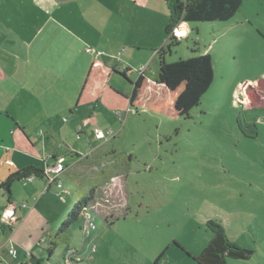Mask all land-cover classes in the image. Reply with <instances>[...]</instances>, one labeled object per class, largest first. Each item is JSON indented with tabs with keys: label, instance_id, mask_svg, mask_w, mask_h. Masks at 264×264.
I'll list each match as a JSON object with an SVG mask.
<instances>
[{
	"label": "rangeland",
	"instance_id": "obj_1",
	"mask_svg": "<svg viewBox=\"0 0 264 264\" xmlns=\"http://www.w3.org/2000/svg\"><path fill=\"white\" fill-rule=\"evenodd\" d=\"M167 20L164 0H0V68L28 84L12 92L0 84V180L23 161L5 150L15 124L8 111L36 143L29 155L68 188L57 179L45 191L46 177L12 183L20 218L12 231L0 226V264H54L67 245L81 264H196L209 221L255 251L227 264H264V0H244L227 21L189 22L165 54L211 58L213 81L188 117L129 108L131 84L111 70L128 65L133 80L142 63L154 78ZM94 128L110 133L98 139ZM92 188L95 229L83 236L76 223L55 238ZM7 198L0 188V208Z\"/></svg>",
	"mask_w": 264,
	"mask_h": 264
},
{
	"label": "trees",
	"instance_id": "obj_2",
	"mask_svg": "<svg viewBox=\"0 0 264 264\" xmlns=\"http://www.w3.org/2000/svg\"><path fill=\"white\" fill-rule=\"evenodd\" d=\"M243 1L164 0L168 7V20L164 30L167 41L155 50V55L152 58L153 60L158 59V67L154 78L146 75L143 70L145 65L142 63L139 64L138 72H136V77L133 80L128 78V73L132 72L130 66L124 64L120 68L117 67V64L111 66L113 72L120 73L131 84L130 90L125 96L129 108L136 111L144 109L156 114L165 112L173 117H188L190 110L199 105L202 95L210 87L214 70L208 53L167 62L165 54L170 53L171 48L179 43V38L173 35L172 30L182 22L227 21L240 9ZM140 65H144V67L142 68ZM148 69L149 67H147ZM149 70L154 73L152 69ZM86 80H84L81 90ZM112 89L116 93L122 94L121 90L114 87ZM253 108L244 109L243 107L244 110H253ZM31 175L49 178L43 168L28 165L10 173L0 182V188L8 195L6 204L2 207L5 211L12 210L10 211L12 213L16 211V205L10 200L12 183L15 180H26ZM50 184H48V187ZM92 195L93 188L71 207L69 213L65 214V220L59 225L55 238H62L65 233L70 232V227L76 223H78L79 230H82L83 212L92 199ZM13 226L14 223L3 225L2 232L4 233L5 230L11 231ZM208 226L212 231V236L201 253L193 257L196 264H227L228 258L248 260L254 255L255 251L250 246H238L232 243L218 224L209 221ZM54 249L55 242L51 240L50 246L46 248L48 257H51ZM70 250L77 251L76 247L72 248V245H67L61 259L54 262V264H81L82 258L77 257V254L68 253ZM30 263L40 264V260L31 259ZM155 264H157L156 261Z\"/></svg>",
	"mask_w": 264,
	"mask_h": 264
},
{
	"label": "crops",
	"instance_id": "obj_3",
	"mask_svg": "<svg viewBox=\"0 0 264 264\" xmlns=\"http://www.w3.org/2000/svg\"><path fill=\"white\" fill-rule=\"evenodd\" d=\"M185 27L186 28H189V25H188V23H185ZM12 63H10V65H11ZM14 71H12V73H13ZM12 73H10V74H6V72L5 71H3L1 68H0V84H3L4 86H2V89L4 90V91H11L12 92V90H9L10 88V86L9 85H12L13 87L15 86V89H16V86H19V87H21L22 88V86H23V88H27V86H28V84H23L22 86H20L17 82H15V81H11V80H9L8 78H10V76L9 75H11ZM29 72L28 73H25V77H29ZM53 77V80H54V82H55V84H56V82H57V85L58 86H60V75H58V74H56V77H55V75L54 76H52ZM6 80H8V81H10L11 83H7V81ZM9 88V89H8ZM14 89V88H13ZM96 101H98V100H96ZM68 106V108H70V105L68 104L67 105ZM6 112V120H9V122H12V123H15L14 124V126L15 125H18L19 126V128H20V130L22 131V133L24 134V136L29 140V142L31 143V147L28 145V143L26 142V140H25V138H24V136L19 132V130H14V126H13V129L11 130L12 132H10L11 133V138H12V142H13V144H11V145H9L10 147H6L5 148V150H7V151H9V153H11L12 151H13V154L15 155V157H22L23 158V161H21V162H19L16 166H14L15 168H16V170L15 171H17V170H19V169H21V168H23L24 166H28V165H33V166H37V167H39V168H42L38 163H39V160L37 159V158H32V155L30 156L29 155V153H31V154H33V153H35L36 151H34V150H32V151H30V149H34V147H35V145H36V143H33L29 138H28V135L25 133V130H24V127H22V126H20L19 124H17L18 123V121L16 120V118H14V116H7V114H8V111H5ZM53 113H55V111L53 112ZM10 124V123H9ZM8 164H11V165H13L12 163H11V160H8V162H7ZM18 167H19V169H18ZM7 176V175H6ZM68 176V175H67ZM66 176V177H67ZM59 178V177H58ZM3 179H1L0 181H2ZM57 180V179H56ZM60 179H58V181H59ZM27 181V180H26ZM29 182V181H28ZM55 182V181H54ZM52 184V183H51ZM50 184V185H51ZM57 185H60V187H62L63 188V190H66V191H68V188H66V187H64V186H62V183H56ZM49 185V187H48V183L45 185V191L47 190V189H49L51 186ZM11 199V198H10ZM6 204V203H5ZM15 205H17V204H15ZM18 206V205H17ZM16 206V211H14V213H12V212H10V211H12V210H10L9 212V214H11V215H15V218L18 220L19 218H20V216L17 214V211L19 210V206L17 207ZM4 207V206H3ZM1 209H3V208H1ZM1 212L3 213V212H5V210L3 209V210H1ZM7 213H8V211H7ZM6 213V214H7ZM13 223H15V222H13ZM14 227V226H13ZM12 230H13V228H12ZM11 230V231H12Z\"/></svg>",
	"mask_w": 264,
	"mask_h": 264
},
{
	"label": "built area",
	"instance_id": "obj_4",
	"mask_svg": "<svg viewBox=\"0 0 264 264\" xmlns=\"http://www.w3.org/2000/svg\"><path fill=\"white\" fill-rule=\"evenodd\" d=\"M180 25L179 24L178 26H176L175 28H173L172 30V33L173 35H175L176 37L180 38V37H183V36H186V34L188 33L189 30H185L183 32H179L178 29L180 28ZM183 33V34H181ZM88 52L92 51L90 49H87ZM142 68L144 67V65H140ZM110 131L107 130V131H103L102 129L100 128H94V134H95V137L100 139V138H105L107 134H109ZM64 170V165H63V158L62 157H59L55 160V163L53 164V166H51V171L54 172L55 174H60L62 171ZM45 173L47 174L46 172V168L44 169ZM56 177H49L47 178V182L48 184H50L51 182H53L54 180L56 181ZM27 181H32L33 180V176H29L27 177L26 179ZM58 183H60V181H58ZM66 191V190H64ZM24 206L27 205V203H23ZM7 211L5 212H1V208H0V226L2 225H8V224H12L13 222H16V218H15V215H11L9 214L10 212H8L7 214ZM83 227H82V230H81V233L83 234V236H88L90 235V233L92 232V230L95 229L96 225H95V222H94V216L88 212V209L85 208L84 209V212H83ZM71 252L68 251V253Z\"/></svg>",
	"mask_w": 264,
	"mask_h": 264
},
{
	"label": "bare ground",
	"instance_id": "obj_5",
	"mask_svg": "<svg viewBox=\"0 0 264 264\" xmlns=\"http://www.w3.org/2000/svg\"><path fill=\"white\" fill-rule=\"evenodd\" d=\"M244 87V86H243ZM245 88H246V86H245ZM242 92H243V94L245 95V96H248V92H247V90H242Z\"/></svg>",
	"mask_w": 264,
	"mask_h": 264
},
{
	"label": "clouds",
	"instance_id": "obj_6",
	"mask_svg": "<svg viewBox=\"0 0 264 264\" xmlns=\"http://www.w3.org/2000/svg\"><path fill=\"white\" fill-rule=\"evenodd\" d=\"M182 23H185V22H182ZM180 24H181V23H180ZM184 27H185V26H184ZM185 30H189V28H186V27H185Z\"/></svg>",
	"mask_w": 264,
	"mask_h": 264
}]
</instances>
